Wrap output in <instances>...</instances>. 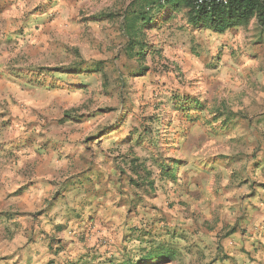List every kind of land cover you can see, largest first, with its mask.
Here are the masks:
<instances>
[{"label": "rangeland", "instance_id": "rangeland-1", "mask_svg": "<svg viewBox=\"0 0 264 264\" xmlns=\"http://www.w3.org/2000/svg\"><path fill=\"white\" fill-rule=\"evenodd\" d=\"M139 6L0 0V264H124L157 246L176 252L157 264H264V245L239 249L244 260L223 242L234 227L246 236L243 201L264 188V29L248 21L219 38L174 10L144 28L160 51L138 72L125 27ZM81 61H103V69L66 72ZM173 92L224 103L241 121H208L223 132L193 124L174 110ZM145 127L159 149L147 135L129 142ZM159 153L184 161L177 181L159 178ZM135 158L154 170L153 197L128 181ZM96 236L100 247L90 242Z\"/></svg>", "mask_w": 264, "mask_h": 264}, {"label": "trees", "instance_id": "trees-1", "mask_svg": "<svg viewBox=\"0 0 264 264\" xmlns=\"http://www.w3.org/2000/svg\"><path fill=\"white\" fill-rule=\"evenodd\" d=\"M139 9H132L130 11L131 17L126 20V36L129 40L128 45H126L125 52L130 58L136 59L139 64L136 69L138 72L140 70L147 69L142 63L146 62L147 56L149 54L158 53L160 49L156 45H148L145 41L147 26H152L156 20L165 21L169 20L173 16L174 10H184L188 21L195 29H203L211 27L217 32H225L229 28L243 23H247L252 19H256L258 25L264 29V0H227L226 2H219L213 0L210 3H203L198 5L197 0H169L167 2H162V0H139ZM103 61H96L93 63H86L81 61L74 66H69L66 72L69 73H85L92 74L102 71ZM63 79H67L64 77ZM171 104L175 111H183V115L187 120H196L199 114H191L192 109H202L205 104L197 96H193L187 93H171L170 96ZM170 102V101H169ZM166 105V104H165ZM218 110V109H217ZM172 111V110H171ZM171 114V113H170ZM225 114L216 113L214 115V120H218ZM227 119H231L232 115L227 114ZM224 122V121H223ZM170 124V123H169ZM168 124V125H169ZM119 130L116 127L107 133L115 132ZM143 134L141 131L136 130L134 136L127 135L129 142L134 139L136 144H141L145 140V135H147L149 142L152 146L157 149L160 148V138L153 133V130L149 127L143 129ZM160 153L155 157L154 164L158 166L159 178L171 179L177 181L178 171L181 167V159H176L174 161L160 158ZM139 158H135L132 165V175L128 176L129 183L134 187V189H144L145 195L153 197L157 191V182L154 177V170L147 165L146 160L143 162H137ZM138 201H142L143 196L137 193ZM134 226V227H133ZM132 226V230L142 228L138 223ZM63 249H58L57 252ZM176 252L172 249L165 248L164 246H157L148 250L147 252L139 255L137 261L129 259L124 264H145L147 262L160 263L164 260L174 259Z\"/></svg>", "mask_w": 264, "mask_h": 264}, {"label": "crops", "instance_id": "crops-1", "mask_svg": "<svg viewBox=\"0 0 264 264\" xmlns=\"http://www.w3.org/2000/svg\"><path fill=\"white\" fill-rule=\"evenodd\" d=\"M189 24H190V22H189ZM256 24H258V23H257L256 19L254 18V19L250 20V24L248 26L252 27V25H256ZM233 27H241V25H237V26H233ZM249 28H247V29L249 30ZM204 29H206V28L199 29V30H204ZM206 30H208V29H206ZM213 31H215V30H213ZM226 31L222 32V33L221 32H217V31H215V32L219 34L218 36L220 38V35L226 33ZM203 50H205V49H203ZM209 55L210 54L207 55L203 51L201 52V54L199 56V58H200L199 60H201V63L203 65H205V64L210 65V63L206 62L207 61L206 58ZM192 56H193V53H192ZM195 56H196V54L194 53V57ZM197 57H198V55H197ZM228 66H230V65H228ZM212 67H214V66H212ZM215 68H217V69H212V71L215 70V71L218 72L219 68L216 67V66H215ZM193 96H196V95H193ZM197 97L200 98V96H197ZM200 99L203 102V104H205V105H204V107L202 109H197V110L196 109L195 110L192 109L191 110V114L193 115V117H194V114H199V116L196 117V120H191V122H193V124L202 123V124L208 126L210 128V130H213L215 132H218V131H222L223 132L224 128H226V127H215V126H211L210 124H208L209 120L214 119V115H216V113H223L225 115L226 114H231L232 115L231 119H227V117H226V119H223V117H221L218 120H214L216 125L222 126V125H229L230 123H236L237 124L238 122L241 121V120L239 121L241 114L239 113V111L237 109L232 108L230 106H227L224 103H220L218 105H211L207 99L202 98V97ZM223 106H224V108H227L228 111L221 110V108ZM211 107H217L218 110L216 109V111H214V110L210 111ZM236 128H237V126H236ZM239 129H242V126ZM228 181H229V178L227 179L226 182H228ZM236 188L237 187H235L233 189L234 192L232 193V195L236 194ZM225 189H226V187H225ZM224 193H225L226 198H228L229 197L228 190H224ZM228 201L229 202L233 201V203L235 204L236 202H240L241 199L239 200L238 197H233L232 199H228ZM243 204H244L245 207H247V211H248L247 215L245 216V225H248L247 232L244 233V234H246V236L243 235L244 236L243 237L241 235V233L238 232L236 230V228L234 227L232 232L229 235H226L225 238H223V242L226 245V250L225 251H227L229 254H233L234 253L235 254V259L237 257H239V258H242V259L245 260V258L242 257L241 252L238 251L239 249L244 247L246 250L255 251L256 248H258L259 246H263L264 245V236H263L264 235V188L263 187L254 188L253 191H251L250 194L244 199ZM258 225H259V228H258ZM253 227H256L255 229H257V231H258L255 235H253L250 232H248V229L251 231ZM76 232L77 231L73 232L74 233L73 236H75ZM66 236L67 235H63V238L66 239L67 238ZM242 238H244V239L242 240ZM65 239H64V241H65ZM70 241H71V239H66L65 243L66 242L68 243ZM90 242H92L93 245L95 244L97 247H100L99 246L100 242L97 240V236L95 238H93ZM69 249L70 248L68 246V248H66V247L63 248V251L66 252V250L68 251ZM100 249H102V248H100ZM263 255H264V252H261L259 257H261Z\"/></svg>", "mask_w": 264, "mask_h": 264}, {"label": "built area", "instance_id": "built-area-1", "mask_svg": "<svg viewBox=\"0 0 264 264\" xmlns=\"http://www.w3.org/2000/svg\"><path fill=\"white\" fill-rule=\"evenodd\" d=\"M169 0H162V2H167ZM213 0H197V4L200 5V4H203V3H210L212 2ZM219 2H226L227 0H217Z\"/></svg>", "mask_w": 264, "mask_h": 264}]
</instances>
